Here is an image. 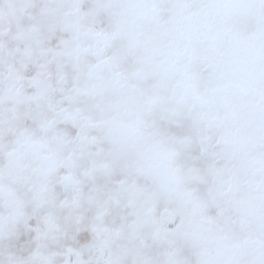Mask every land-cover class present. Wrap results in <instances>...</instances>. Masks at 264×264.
<instances>
[{
  "label": "snow or ice",
  "instance_id": "snow-or-ice-1",
  "mask_svg": "<svg viewBox=\"0 0 264 264\" xmlns=\"http://www.w3.org/2000/svg\"><path fill=\"white\" fill-rule=\"evenodd\" d=\"M0 264H264V0H0Z\"/></svg>",
  "mask_w": 264,
  "mask_h": 264
}]
</instances>
